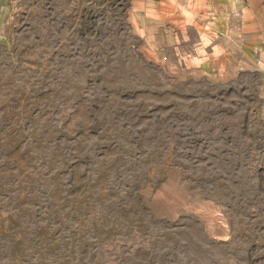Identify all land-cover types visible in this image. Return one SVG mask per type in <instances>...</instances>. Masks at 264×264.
Masks as SVG:
<instances>
[{"label":"rangeland","instance_id":"obj_1","mask_svg":"<svg viewBox=\"0 0 264 264\" xmlns=\"http://www.w3.org/2000/svg\"><path fill=\"white\" fill-rule=\"evenodd\" d=\"M215 71L131 0H0V264H264V75Z\"/></svg>","mask_w":264,"mask_h":264},{"label":"crops","instance_id":"obj_2","mask_svg":"<svg viewBox=\"0 0 264 264\" xmlns=\"http://www.w3.org/2000/svg\"><path fill=\"white\" fill-rule=\"evenodd\" d=\"M131 17L149 60L264 75V0H131Z\"/></svg>","mask_w":264,"mask_h":264}]
</instances>
